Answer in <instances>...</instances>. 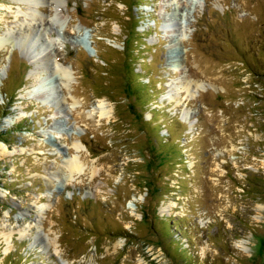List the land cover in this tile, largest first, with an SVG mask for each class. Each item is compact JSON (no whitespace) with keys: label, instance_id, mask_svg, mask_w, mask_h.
<instances>
[{"label":"rangeland","instance_id":"obj_1","mask_svg":"<svg viewBox=\"0 0 264 264\" xmlns=\"http://www.w3.org/2000/svg\"><path fill=\"white\" fill-rule=\"evenodd\" d=\"M37 2L0 0V264H264V0Z\"/></svg>","mask_w":264,"mask_h":264},{"label":"bare ground","instance_id":"obj_2","mask_svg":"<svg viewBox=\"0 0 264 264\" xmlns=\"http://www.w3.org/2000/svg\"><path fill=\"white\" fill-rule=\"evenodd\" d=\"M17 1L18 2H24V3L26 2L28 4H31V3L35 4V2L38 3L37 1H39V0H17ZM30 15H32L31 17L33 18L34 15H35L34 11H32L30 13ZM30 24H31V21L30 22H28V21L26 22V25H30ZM9 32H12V31L10 30L7 33H4L3 35L0 36V48L6 46L8 43L11 42L12 39L16 38V36H14V33H9ZM34 59H35L34 56H31V58L29 60L31 63H35V68L36 69L34 68L35 71H33V73H31V74H33V79L34 80L29 86L24 88L25 90H24V94L23 95L24 96L27 95L30 98L33 97V99L37 100L38 103L40 102V103L45 104V105H49V104L51 105L52 102L48 100V96H49L48 93L47 92H44V93L43 92H39L40 91L38 89L39 87L37 88V81L40 79L41 70L39 71L40 66H39L38 63H36L37 61H35ZM56 68H57V66H56ZM45 70L46 69H44L43 71H45ZM58 70H61V72L63 74V78L66 79L67 76H68V72H67L66 68L61 67V65H60L58 67ZM95 109H96V112L98 113V115H100L102 117L108 116L109 112H110V109L107 106V103H106L105 99H99L97 106H95ZM6 152H7L6 145L0 144V154L6 153ZM68 167L71 170H74V171L78 170L79 169V163L77 161L72 160V161H70L68 163ZM3 235H5V234L0 232V237L3 236Z\"/></svg>","mask_w":264,"mask_h":264},{"label":"trees","instance_id":"obj_3","mask_svg":"<svg viewBox=\"0 0 264 264\" xmlns=\"http://www.w3.org/2000/svg\"><path fill=\"white\" fill-rule=\"evenodd\" d=\"M139 13H140V12L138 11V15L141 16ZM130 72H131L132 74L136 75V76L139 75L138 71L130 70ZM134 88L138 89V87H134ZM134 88H133V89H134ZM145 91H146V93H147V97H149V96L152 94V91H149V90H145Z\"/></svg>","mask_w":264,"mask_h":264}]
</instances>
